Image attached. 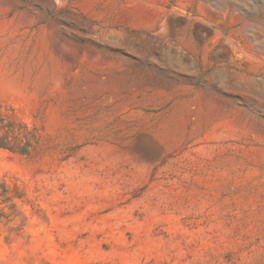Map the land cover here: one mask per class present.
Wrapping results in <instances>:
<instances>
[{"label":"rangeland","instance_id":"374dc122","mask_svg":"<svg viewBox=\"0 0 264 264\" xmlns=\"http://www.w3.org/2000/svg\"><path fill=\"white\" fill-rule=\"evenodd\" d=\"M0 264H264V0H0Z\"/></svg>","mask_w":264,"mask_h":264},{"label":"trees","instance_id":"16d2710c","mask_svg":"<svg viewBox=\"0 0 264 264\" xmlns=\"http://www.w3.org/2000/svg\"><path fill=\"white\" fill-rule=\"evenodd\" d=\"M31 146L30 138L26 134L17 132L14 124L0 117V148L13 152L27 153Z\"/></svg>","mask_w":264,"mask_h":264}]
</instances>
